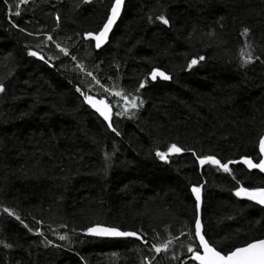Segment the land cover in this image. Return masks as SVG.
<instances>
[{"label":"trees","instance_id":"obj_1","mask_svg":"<svg viewBox=\"0 0 264 264\" xmlns=\"http://www.w3.org/2000/svg\"><path fill=\"white\" fill-rule=\"evenodd\" d=\"M109 5L0 0V82L6 89L0 93V264H197L181 233L192 227L190 187L199 183L202 222L218 249L264 239V207L236 197L238 185L227 173L200 169L188 151L167 163L155 157V149L176 143L222 162L242 155L259 161L264 0H125L107 43L97 49L83 33L97 28ZM161 11L170 26L149 23ZM245 42L260 60L241 66ZM29 48L48 63L28 56ZM198 56L205 59L187 69ZM152 67L172 79L140 89L144 104L134 114L113 115L119 136L76 92L79 86L100 98L102 90L87 75L92 72L105 86L135 94ZM103 98L115 112L119 98ZM230 167L245 187H264V174ZM97 221L143 233L147 243L85 234L84 227ZM168 241L167 251L152 247Z\"/></svg>","mask_w":264,"mask_h":264},{"label":"snow or ice","instance_id":"obj_2","mask_svg":"<svg viewBox=\"0 0 264 264\" xmlns=\"http://www.w3.org/2000/svg\"><path fill=\"white\" fill-rule=\"evenodd\" d=\"M22 2L27 3V0H22ZM81 2L88 4L91 2V0H81ZM5 3H7V0H5ZM124 4L125 0H110V5L105 18L94 31L84 32L83 39L94 42L95 48H101V46L104 45L108 40L109 34L114 24L121 15ZM16 8V15H19V4L16 5ZM59 20V15H56L57 24H59ZM148 21L149 23L158 21L164 26H170L169 18H167L162 11L154 17L149 16ZM13 27H17V25L13 24ZM19 30L21 32L25 31L23 28H20ZM248 33L249 29L244 28L242 35L247 36ZM28 34L32 35L33 33ZM46 38L48 41H53V37L51 35H46ZM56 47L65 56L69 55V51L66 47H62L58 43L56 44ZM251 47L252 45L249 42H245L243 45L239 53L241 58V66L247 65L256 60H260V57L255 56L254 53L249 50ZM27 55L31 57H38L40 60L48 63L43 55H41L38 51H33L31 48L28 49ZM72 59L75 60L76 57L73 56ZM204 59V56L191 58L187 62V69H192L194 65H197ZM78 67L80 66L78 65ZM87 75L91 77L94 85L98 86V90H102L100 98L89 94L88 91L82 90V88L79 86L76 87V92L82 97V103L88 105L95 111V113L99 115V117L103 119V121L107 122V127L111 129V131L117 136H119L120 133L113 126V115L117 117H123L130 115V113L134 114L132 110L138 109L144 104V100L139 95L140 89L145 88V86L152 81H156L157 78L164 81L172 79L171 75L166 71L161 70L159 67H152L145 78L139 81L138 87L134 90L135 94H133L132 92H127L125 89L120 88L118 85H112L111 87L105 86V84H102L100 79L93 75L92 72H87ZM91 87L92 85H90V89ZM5 90V84L0 82V93H3ZM105 95L108 97L119 98L115 101V107L117 109L115 112L113 111V103L103 98ZM121 101L123 103H121ZM258 149V155L260 157L258 163H255L253 158L249 155H242L239 157V160L233 159L222 162L214 154H198L194 149L184 148L176 143L167 145L166 150L163 151L158 148L155 149V157L160 161L167 163L169 161V157L172 154H179L185 151L191 152V155L195 158L194 163L198 165L200 169H204L206 166H211L218 171L227 173L232 178V180L235 181V184L238 185L233 189L234 195L236 197L247 198V200L253 201L255 204L264 206V187H245L241 181L237 179L233 169L230 167V165L242 164L249 170L258 169L261 173H264V134L260 135L259 137ZM203 187V183L192 184L190 187V192L194 197L192 227L187 233H181V235H187L190 239V243L187 245V252L191 254L190 261L198 262V264H264V239H255L251 242L243 241L242 246H232L227 249L223 247L218 249L216 243L211 241V239L208 237L207 231L205 230V225L203 224L201 217ZM3 212L7 213L9 216H14L15 219L18 220L29 232L34 231V229L29 227V225L25 223V221L21 219V217L13 210L3 207ZM36 223L40 224L41 222L36 221ZM83 231L85 234L97 238L134 237L137 240L147 243V241L144 240L143 233L138 231L121 230V228L117 225L106 224L99 221L90 223L88 226L84 227ZM35 232L43 235L39 228H36ZM66 238V235L59 236L60 240H65ZM47 243L51 244L52 241L49 240ZM170 243L171 241L163 244H153L152 247L157 253H160L162 250L167 251ZM4 247H11V245L4 244Z\"/></svg>","mask_w":264,"mask_h":264},{"label":"water","instance_id":"obj_3","mask_svg":"<svg viewBox=\"0 0 264 264\" xmlns=\"http://www.w3.org/2000/svg\"><path fill=\"white\" fill-rule=\"evenodd\" d=\"M118 19H119V18H118ZM118 19H117V21H118ZM117 21H116V23H117ZM116 23H115V24H116ZM115 24H114V26H115ZM114 26H113V28H114ZM113 28H112V30H113ZM112 30H111V31H112ZM110 33H111V32H110ZM109 35H110V34H109ZM106 43H107V41H106ZM106 43H105V44H106ZM105 44H104V45H105ZM104 45H102L101 48H102ZM99 49H100V48H99ZM258 152H259V149H258ZM238 160H239V159H238ZM258 162H259V161H258ZM258 162H255V163H258ZM241 165H242V164H241ZM243 166H244V165H243ZM244 167L247 169L246 166H244ZM247 170H249V169H247ZM253 170L260 172L258 169H251V170H249V171H253ZM260 173H261V172H260ZM262 174H264V173H262ZM254 203H255V202H254ZM257 205H258V204H257ZM259 206H260V205H259ZM261 207H264V206H261ZM117 238H126V237H117ZM189 259H190V257H189ZM194 262H195V261H194ZM196 263L198 264V262H196Z\"/></svg>","mask_w":264,"mask_h":264},{"label":"bare ground","instance_id":"obj_4","mask_svg":"<svg viewBox=\"0 0 264 264\" xmlns=\"http://www.w3.org/2000/svg\"><path fill=\"white\" fill-rule=\"evenodd\" d=\"M190 260V259H189ZM194 262V261H193Z\"/></svg>","mask_w":264,"mask_h":264}]
</instances>
